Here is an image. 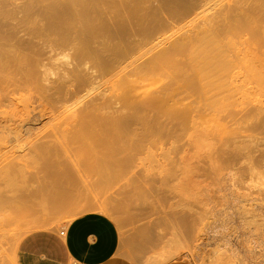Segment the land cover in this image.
<instances>
[{
  "label": "bare ground",
  "instance_id": "6f19581e",
  "mask_svg": "<svg viewBox=\"0 0 264 264\" xmlns=\"http://www.w3.org/2000/svg\"><path fill=\"white\" fill-rule=\"evenodd\" d=\"M11 1L0 0V135L34 128L59 143L43 156L66 148L113 177L128 170L117 158L150 155L156 136L186 127L197 139L171 257L185 248L196 264H247L240 247L264 251V0ZM220 234L244 246L215 245Z\"/></svg>",
  "mask_w": 264,
  "mask_h": 264
},
{
  "label": "rangeland",
  "instance_id": "374dc122",
  "mask_svg": "<svg viewBox=\"0 0 264 264\" xmlns=\"http://www.w3.org/2000/svg\"><path fill=\"white\" fill-rule=\"evenodd\" d=\"M25 1L12 0L11 2L20 5ZM24 26L32 27L33 25L28 22L17 30H22ZM159 47L163 45L158 46L157 49ZM157 49L155 48L154 51ZM145 56L141 59L146 58ZM57 62L59 61H54V64H58ZM15 103L19 104L20 101ZM14 104L8 107H11V111L13 109L11 115V111H7L10 117L14 111L23 109L22 104L21 106L15 104L17 109L14 110ZM32 105L37 106L36 103ZM57 106L59 107L58 104H54L49 108H55V111ZM39 107L37 106L36 109H43ZM44 120L42 122H45L44 125L47 127L46 119ZM52 122L49 124L50 127ZM46 127L45 130H47ZM178 128L175 130L177 134L171 131L174 133L173 135L170 133L171 136L168 135L170 138L165 137L164 140L161 136L163 141L156 136L150 155L141 153L128 162L117 158L118 162L111 166H124L128 170L114 174L113 177H110V174L104 176L87 170L86 166L99 165L100 162H85L77 156L78 154L75 153L74 156L68 150V154H65L63 151L66 148L57 147L65 155L51 153V155L48 154L49 156H43L41 152H46L49 146H59V143L49 141V146L41 144L38 140L39 136L35 137L32 133L34 128L21 129L19 134L14 132L3 133V137L0 135V264H17L16 246L19 239L27 232L41 228L59 230L75 216L89 211L105 214L114 220L120 235V246L133 264H196L185 248L171 257L169 245L172 235L170 233L173 231L171 228L174 223L176 225L180 214H183V208L179 205H181L180 196L184 190L187 160L185 158L190 148L189 144L194 142L192 139L195 140L196 137L186 127ZM126 141L125 138H121L118 142L115 141L116 144L113 146ZM77 145L79 144H74L73 147ZM44 157H46L45 160ZM46 161L51 164L49 165L51 173H48L50 167L46 166ZM73 166L81 170L79 169L77 173V169ZM62 169L66 171L70 169L71 174H62ZM240 192L247 193L245 190ZM260 194L264 198V187H261ZM173 215L176 216V222L173 221L175 220ZM174 228L176 231V226ZM228 232V230L225 233L223 231L224 234ZM224 234L217 236L219 238L215 245H221L224 242L236 245L239 242L240 246H244L243 240L237 241L234 236ZM206 240L208 244L211 242L209 239ZM211 246H214V243ZM205 247L200 252L204 254L203 258L213 253L208 249L210 246ZM211 249L213 251V247ZM239 251L247 264H264V251L258 252L259 250L256 249V254H252L243 252L242 247ZM223 256L221 258L218 255L217 258L224 260L227 254ZM206 257H208L207 260L209 257L213 258V254ZM203 260L207 263L202 264L211 262V259Z\"/></svg>",
  "mask_w": 264,
  "mask_h": 264
},
{
  "label": "crops",
  "instance_id": "0c3cea01",
  "mask_svg": "<svg viewBox=\"0 0 264 264\" xmlns=\"http://www.w3.org/2000/svg\"><path fill=\"white\" fill-rule=\"evenodd\" d=\"M60 234L41 228L18 241L17 264H133L120 246V235L109 216L89 211L72 218Z\"/></svg>",
  "mask_w": 264,
  "mask_h": 264
},
{
  "label": "built area",
  "instance_id": "2783aa9c",
  "mask_svg": "<svg viewBox=\"0 0 264 264\" xmlns=\"http://www.w3.org/2000/svg\"><path fill=\"white\" fill-rule=\"evenodd\" d=\"M59 233H60V234H63V233H64L63 228L59 229Z\"/></svg>",
  "mask_w": 264,
  "mask_h": 264
}]
</instances>
